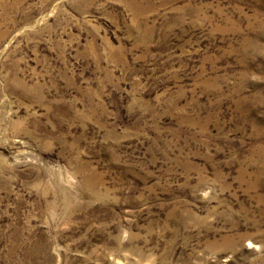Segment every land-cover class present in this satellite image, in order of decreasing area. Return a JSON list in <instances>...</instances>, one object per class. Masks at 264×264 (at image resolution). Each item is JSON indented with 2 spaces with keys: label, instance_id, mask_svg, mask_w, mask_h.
Here are the masks:
<instances>
[{
  "label": "rangeland",
  "instance_id": "rangeland-1",
  "mask_svg": "<svg viewBox=\"0 0 264 264\" xmlns=\"http://www.w3.org/2000/svg\"><path fill=\"white\" fill-rule=\"evenodd\" d=\"M0 264H264V0H0Z\"/></svg>",
  "mask_w": 264,
  "mask_h": 264
}]
</instances>
